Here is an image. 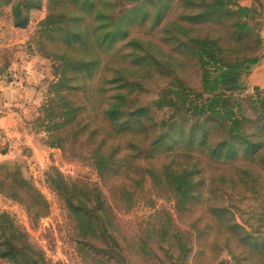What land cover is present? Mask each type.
I'll return each instance as SVG.
<instances>
[{"label":"rangeland","instance_id":"374dc122","mask_svg":"<svg viewBox=\"0 0 264 264\" xmlns=\"http://www.w3.org/2000/svg\"><path fill=\"white\" fill-rule=\"evenodd\" d=\"M258 2L0 0V264H264Z\"/></svg>","mask_w":264,"mask_h":264},{"label":"trees","instance_id":"16d2710c","mask_svg":"<svg viewBox=\"0 0 264 264\" xmlns=\"http://www.w3.org/2000/svg\"><path fill=\"white\" fill-rule=\"evenodd\" d=\"M221 6V5H220ZM223 9H219V4H214L213 8H209L207 10V12L205 13L206 15H221L224 12L226 13H233L234 10L230 9V8H226L224 10V12L222 11ZM201 15H190V18L192 19H196L199 18ZM16 24L21 25L24 24L23 21H17ZM236 27L239 31H243L246 34L251 33L253 35H255V38L257 40V42L259 43L260 41V36L254 32L245 22L239 21L237 20V22L235 23ZM197 45L199 44V49L197 51L198 53V60H199V66L200 68L204 71L203 75H204V82L209 84L210 82V78L211 75H209V65L207 66V62L209 61V63H213L215 64L217 67V73L214 77V82H221V83H229V84H233V86H237V84L239 83V71L237 68V64L236 63H231L229 62H224L225 58L218 53V51H214L211 50L210 47V43L208 42V39H204V40H200V41H196ZM207 60V61H206ZM208 70V71H207ZM212 81V82H213ZM221 95L220 93H215L214 96L212 97L213 102H224V99H221ZM218 114L220 115L221 111L219 109L218 106H212L207 108V110L204 112V114ZM107 114L110 117V119L112 120H117L118 119V108L115 107H111L110 109L107 110ZM230 114V113H229ZM229 118H231L230 116H228ZM229 118L227 120H229ZM234 120H232V122L230 124H233ZM193 131V130H192ZM188 138L192 139L193 138V133L191 132L188 135ZM229 144L228 142H222L219 147L217 148V151L219 152V154H224L228 151L227 147ZM230 145V144H229ZM233 148H231L232 150ZM68 205L70 207H72L73 205L71 204V202L68 201ZM76 211H79V209L75 208ZM13 239H15V236H12ZM10 240L7 241V239H5L4 241H0V255L2 257H8V258H16V260H18L19 262H25V249L26 247H29V244L25 241L23 242H19L17 240ZM22 264V263H21ZM24 264V263H23Z\"/></svg>","mask_w":264,"mask_h":264},{"label":"crops","instance_id":"0c3cea01","mask_svg":"<svg viewBox=\"0 0 264 264\" xmlns=\"http://www.w3.org/2000/svg\"><path fill=\"white\" fill-rule=\"evenodd\" d=\"M251 12L256 18L254 29L259 33L261 38L262 52L258 61L251 68L250 77L254 82V85L257 84L258 86L259 84V88L264 89V2L256 3L252 7Z\"/></svg>","mask_w":264,"mask_h":264}]
</instances>
